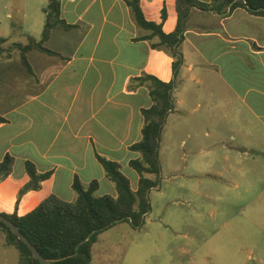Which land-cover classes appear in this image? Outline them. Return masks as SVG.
I'll list each match as a JSON object with an SVG mask.
<instances>
[{"label": "crops", "instance_id": "0c3cea01", "mask_svg": "<svg viewBox=\"0 0 264 264\" xmlns=\"http://www.w3.org/2000/svg\"><path fill=\"white\" fill-rule=\"evenodd\" d=\"M129 1L60 0L61 18L71 29L52 31L45 48L56 54H28L31 72L18 51L0 55V117L5 119L0 163L8 156L14 160L13 172L0 181V214L25 216L51 195L74 203L77 179L86 187L97 181L98 197H117L99 158L118 163L129 180L126 171H134L137 183H130L137 191L140 175L130 162L141 154L132 146L142 140L143 110L153 105L150 82L136 81L145 75L176 80L175 111L165 123L169 137L184 148L187 140L199 139L194 128L206 127L213 144L200 152L228 153L217 173L225 191L239 178L248 192L253 185L248 176L264 175V16L244 8L224 16L193 8L181 45L184 64L175 77L170 51L158 47L159 38L149 37L151 32L137 23ZM176 2L141 0V8L147 21L162 24L170 34L177 28ZM44 9L33 15L37 41L46 23ZM28 20L23 13L22 27ZM3 38L9 41L10 33ZM179 129L183 132L172 135ZM229 139L236 145L229 147ZM235 157L247 167L231 163ZM27 162L48 177L41 189L21 195L30 182ZM217 196L221 203L222 193Z\"/></svg>", "mask_w": 264, "mask_h": 264}, {"label": "rangeland", "instance_id": "374dc122", "mask_svg": "<svg viewBox=\"0 0 264 264\" xmlns=\"http://www.w3.org/2000/svg\"><path fill=\"white\" fill-rule=\"evenodd\" d=\"M41 2L0 0V39L9 32L8 42H28L35 27L34 13L48 5ZM25 12L29 20L22 27ZM194 129L199 139L187 140L182 148L179 140L169 137L164 125L160 175H147L157 186L149 194L152 210L145 224L134 229L121 223L100 234L93 247V264H264V175L257 171L248 176L253 184L248 192V184L239 178L237 189L232 183L231 190L225 191L217 173L227 164L228 153H201L200 148L213 143L205 135L208 128ZM182 132L173 130L172 135ZM230 142L229 147L236 145ZM230 162L247 167L238 157ZM126 173L136 185V173ZM220 193L221 203L216 201ZM6 242L5 234L0 233V264H18V250Z\"/></svg>", "mask_w": 264, "mask_h": 264}, {"label": "trees", "instance_id": "16d2710c", "mask_svg": "<svg viewBox=\"0 0 264 264\" xmlns=\"http://www.w3.org/2000/svg\"><path fill=\"white\" fill-rule=\"evenodd\" d=\"M129 4L137 23L151 32L149 37H158L160 42L157 46H164L170 51L174 58L175 77L184 64L181 45L186 23L193 8L211 11L221 16L238 8H244L252 15L264 16V0H211L209 3H200L198 0H177V28L174 32L166 34L162 24L146 20L141 8V0H130ZM44 12L46 23L40 41L28 36L27 44L8 45L7 38L0 39V55L9 57L13 52L18 51L23 65L29 72L32 69L28 54L32 51L56 54L45 48L52 31L71 29V26L61 18L60 0H50ZM166 18L167 12L164 10L163 21ZM136 81L150 82V97L153 103L150 108L143 110L145 124L142 140L132 146V150L141 154L140 159L130 162V166L140 175L137 191L132 189L130 180L118 163L99 158L108 179L116 186L117 197L111 195L98 197L97 181L86 187L77 179L74 182V190L77 193L74 203L65 202L51 195L25 216L2 214L17 226L43 257L54 264H93L92 250L100 234L121 223H128L134 229H139L145 224V219L152 210L149 194L157 186V182L147 175L158 177L161 172L160 141L166 120L175 111L173 93L176 80L164 82L155 76L145 75ZM4 122L5 119L0 117V125ZM13 166L14 160L10 156L0 163V181L11 175ZM26 170L30 182L21 191V195L29 190L41 189L42 182L48 177V175H40L31 162L26 163ZM0 230L7 236V244L18 250V264H42L33 257L29 247L1 222Z\"/></svg>", "mask_w": 264, "mask_h": 264}, {"label": "water", "instance_id": "95a60500", "mask_svg": "<svg viewBox=\"0 0 264 264\" xmlns=\"http://www.w3.org/2000/svg\"><path fill=\"white\" fill-rule=\"evenodd\" d=\"M0 222L5 224L18 237L20 241L24 242L29 247L33 254V257L39 260L40 263L54 264L51 260L43 257L40 252L35 248V246L29 241V239L23 233H21L17 226L12 221L4 217L2 214H0Z\"/></svg>", "mask_w": 264, "mask_h": 264}]
</instances>
